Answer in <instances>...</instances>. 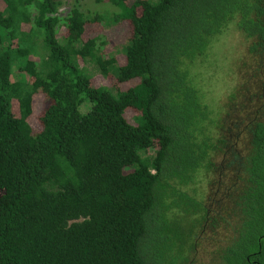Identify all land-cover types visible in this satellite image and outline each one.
I'll use <instances>...</instances> for the list:
<instances>
[{"label": "trees", "instance_id": "1", "mask_svg": "<svg viewBox=\"0 0 264 264\" xmlns=\"http://www.w3.org/2000/svg\"><path fill=\"white\" fill-rule=\"evenodd\" d=\"M101 1L0 0V264H182L208 221L228 234L216 264H264V121L227 207L191 192L240 137L218 134L196 72L230 23L264 58V0ZM103 21L131 26L122 61L88 33ZM80 61L130 85H94Z\"/></svg>", "mask_w": 264, "mask_h": 264}, {"label": "rangeland", "instance_id": "2", "mask_svg": "<svg viewBox=\"0 0 264 264\" xmlns=\"http://www.w3.org/2000/svg\"><path fill=\"white\" fill-rule=\"evenodd\" d=\"M72 2H74V0H64V5L61 7L62 10L68 9ZM84 2V5L90 9L102 8L105 4L102 1L97 2V0H84ZM130 29L131 26L129 22L107 23L103 21L89 26L88 33L91 35L97 33L102 34L106 39L103 52L108 56L116 57L118 61H122V47L126 42ZM236 31L240 34V42L236 48L232 49V52L237 53L242 49L241 58L235 62L236 73L239 75L242 83L238 85L231 95L227 96L226 101L217 103L216 95L218 94L221 82L212 74V70L223 51L226 48H232L235 42ZM80 64L84 66L86 71L90 74L94 85L114 87L115 84H118L123 89L130 85V82L117 83L113 71L108 75H104L94 62L80 61ZM200 64L201 66L198 67L195 78L204 95L206 103H208L214 111L218 134L225 135L227 133V128H231L232 123H235V121L241 123L239 129H231V131L235 129L239 132V138L235 137L237 136L235 133L228 134L227 157L224 158L222 154L215 155V169L206 172L208 182H202L204 176L200 175V179L198 178V181L194 185V190L191 191L189 189L204 202L205 206L209 207L211 214H213L214 211L218 210L219 212L220 208L227 207L229 203L228 194L225 196H223L224 193L221 192V194H216L220 179L225 178L229 183L233 180L231 169L224 173V178L219 174L221 162L223 160L230 161V152H232L234 157L236 155L234 151H237L239 153L238 155L243 157L247 149V137L245 135L247 128L254 120L264 121V105L261 95L263 92L264 62L261 56L256 53L255 48H253L251 39L245 36L235 25V29H230L228 27L224 32L212 39L208 48V54L205 60ZM15 76L16 73L13 78H15ZM43 108V95L36 94L34 96V111L30 119L32 124L38 129L40 128L39 116ZM130 116H132V113ZM235 163L239 166L237 162H233L232 164ZM234 170L237 171V168ZM233 186L234 189L232 191H236L237 188L241 187V182L238 177L236 180L234 179ZM196 188L199 192L196 191ZM221 191L223 192L225 190ZM229 194H232V192H229ZM227 235V232L221 234L219 228L213 227L211 221L204 223L203 226L197 227L193 232L192 239L189 241V246L185 248V260L182 264H216L217 259L213 254L217 245L216 242H220ZM162 264H169V259H165Z\"/></svg>", "mask_w": 264, "mask_h": 264}, {"label": "clouds", "instance_id": "3", "mask_svg": "<svg viewBox=\"0 0 264 264\" xmlns=\"http://www.w3.org/2000/svg\"><path fill=\"white\" fill-rule=\"evenodd\" d=\"M230 29H235L234 23L228 25ZM240 42V34L235 32V42L232 48H226L221 54L220 58L214 64L212 74L221 82L218 94L216 95L217 103L226 101L227 96L238 87L242 81L236 73L235 62L241 58L242 49L240 52L233 53L232 49L236 48Z\"/></svg>", "mask_w": 264, "mask_h": 264}, {"label": "flooded vegetation", "instance_id": "4", "mask_svg": "<svg viewBox=\"0 0 264 264\" xmlns=\"http://www.w3.org/2000/svg\"><path fill=\"white\" fill-rule=\"evenodd\" d=\"M237 29H239V28H237ZM240 30V29H239ZM241 31V30H240ZM249 39H251V44H252V46H253V48H254V42H256V38H254V37H249ZM255 50H256V53H258V51H259V47H257V48H255ZM262 61L264 62V58L262 59ZM263 68H264V66H263ZM261 95H263L264 96V81H263V92L261 93ZM240 125H241V123H239V121H235V123H232V127L231 128H236V129H239V127H240ZM248 141V140H247ZM229 142V141H228ZM228 144V143H227ZM231 146V145H230ZM225 150H226V152L225 153H221L222 155H223V157L224 158H226L227 157V148H225ZM247 150V149H246ZM234 151V150H233ZM235 153H236V155L233 157V154H232V152H230V157H231V160L230 161H227V160H223L221 163V166H219L220 167V175L221 176H223V178H224V173H226V171H228L229 169H231L232 170V175H233V180L229 183V182H227L226 180H225V178L224 179H220V182L218 183V187H217V192H216V194H218V193H228L229 191H231L233 188H234V186H233V181H234V179L236 180L237 179V175H238V173L240 172V169H241V167L238 169V171H236V170H234V169H236V163L235 164H232L233 162H238V161H236L237 159L239 160V162H242V156L240 157L238 154V152L237 151H234ZM238 162V163H239ZM229 163V166L227 165ZM240 164V163H239ZM240 166V165H239ZM204 173V172H203ZM206 175V174H205ZM204 176V175H203ZM202 182H205V183H207L208 182V177H207V175L206 176H204V179H202ZM235 183V182H234ZM221 190H225V191H221ZM220 193V194H221ZM223 196H225V195H223ZM226 198V197H225ZM209 208V207H208ZM210 210V209H209Z\"/></svg>", "mask_w": 264, "mask_h": 264}]
</instances>
